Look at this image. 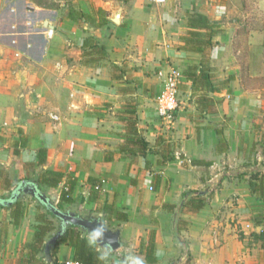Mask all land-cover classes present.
<instances>
[{"label": "crops", "instance_id": "0c3cea01", "mask_svg": "<svg viewBox=\"0 0 264 264\" xmlns=\"http://www.w3.org/2000/svg\"><path fill=\"white\" fill-rule=\"evenodd\" d=\"M20 2L0 8V191L32 180L56 195L58 208L101 215L122 240L102 264L113 257L183 264L185 253L187 264H264L255 230L264 191L252 194L248 185L252 171H264V97L256 92L264 87L244 85L230 31L217 33L208 14L175 0H79L63 17ZM116 12L118 24L110 19ZM196 13L214 26H191ZM170 67L182 77L167 119L157 115L154 95L158 72ZM129 105L157 151L135 161L119 154ZM167 147L174 158L162 162ZM71 182L66 202L61 193ZM19 201L17 222L14 208L0 206V264L16 263L38 225L57 228L37 199ZM55 258L74 259L72 247L59 243Z\"/></svg>", "mask_w": 264, "mask_h": 264}, {"label": "rangeland", "instance_id": "374dc122", "mask_svg": "<svg viewBox=\"0 0 264 264\" xmlns=\"http://www.w3.org/2000/svg\"><path fill=\"white\" fill-rule=\"evenodd\" d=\"M15 1L0 0V8L8 2ZM20 1V4L26 1L27 5L56 11L59 17H63L67 8H73V5H76L79 0ZM111 1L123 2V0ZM175 3L183 10H185V7L190 10L193 5L195 9L197 8L208 14L210 19L217 25L215 29L217 33L229 30L230 35H232L231 53L236 56L235 61L240 66L244 85L247 87H264V0H175ZM256 92L264 97V90ZM42 190L48 194L51 193L49 190L46 191L43 188ZM9 191L1 190L0 195L7 197ZM29 199L27 198L25 203H30ZM259 221L260 219L257 218L255 222L259 223ZM261 236L264 238L263 235ZM185 256L187 258L183 264H187L189 261L188 253H185ZM114 258H110V264H127L128 262V260H115Z\"/></svg>", "mask_w": 264, "mask_h": 264}, {"label": "trees", "instance_id": "16d2710c", "mask_svg": "<svg viewBox=\"0 0 264 264\" xmlns=\"http://www.w3.org/2000/svg\"><path fill=\"white\" fill-rule=\"evenodd\" d=\"M81 15L82 17H85L84 13H81ZM214 24L210 23L207 16L201 13H196L195 21L190 22L191 26L198 28H206L207 26L210 28L214 26ZM213 34L214 32L210 31L209 37L212 36ZM185 75L188 76L187 73H185ZM126 111L129 113V116L124 122L126 126L127 135H126L125 143L122 144L120 147V152H119L120 156L130 157L132 161H135L139 156L146 157L148 154L157 153V151L155 150L156 145L154 146L149 145V143L144 139L142 135V129L138 124L136 105L127 106ZM43 154H44V150L42 149L40 150V159H39L40 162L44 161ZM162 157H163L162 162L173 159L174 158L173 150L168 147L167 149L162 150ZM196 162H202L205 166H209L211 164L209 161H205V162L196 161ZM257 175L260 176L258 183L254 181ZM60 178H61L60 174H55L52 177H50V185L56 186ZM248 185H249V190L252 194L255 192L263 193L264 171H255V170L252 171L250 174ZM72 186H73V182L69 184L67 190L63 189L61 193L62 200H65L66 202L71 201L70 190ZM190 192L193 191H187L183 193V197H185ZM10 195H12V192ZM20 198H21V193H18V195L15 196L13 199L8 197L7 200H11V205L9 207L2 206V208H14L15 222L18 221L21 214V207L19 201ZM200 206L201 205H199L198 207ZM174 207H175L174 205L171 206V208ZM118 218H120V220H126V215H120L118 216ZM261 219L259 223L261 222ZM55 227L56 226L53 225L52 227L45 228L43 225H38L37 230L34 233L33 241L24 244L23 248L26 251H22L20 256L17 258L15 264H59L55 258L57 245L59 243L69 244L73 249L74 259L80 261L83 264H102L104 258L102 259L101 257H105L104 256L105 253L100 251L97 248V246L92 241H90V237L84 231L80 230L77 227L67 228L66 232L57 239L56 244L51 246L49 259H45L43 252V243L45 239L50 236L52 231H54ZM259 234L263 235L261 233ZM152 246H153V235L150 236L149 242L147 244V249L149 250L150 253H152ZM148 250L144 251L146 252V256H145L146 262L155 263L157 259L152 256H149ZM141 251L143 252V250Z\"/></svg>", "mask_w": 264, "mask_h": 264}, {"label": "water", "instance_id": "95a60500", "mask_svg": "<svg viewBox=\"0 0 264 264\" xmlns=\"http://www.w3.org/2000/svg\"><path fill=\"white\" fill-rule=\"evenodd\" d=\"M110 19L112 22L118 24L119 12H116ZM15 187L16 189L12 192L11 199L17 196L18 193L35 198L57 220V228L52 231L50 236L47 237L43 243L45 259H49L51 246L56 244L57 239L63 235L69 227H77L87 233L89 237L94 230L102 228V235L94 241L95 245L105 252L115 251L121 247L122 240L120 238V229L110 228L105 224L101 215L95 216L90 213L77 214L72 210H62L58 208L55 204L56 195H47L45 192L38 189L37 183L32 180H21L15 183ZM10 204L11 200L0 197V206H9Z\"/></svg>", "mask_w": 264, "mask_h": 264}, {"label": "built area", "instance_id": "2783aa9c", "mask_svg": "<svg viewBox=\"0 0 264 264\" xmlns=\"http://www.w3.org/2000/svg\"><path fill=\"white\" fill-rule=\"evenodd\" d=\"M156 2L162 3L165 0H155ZM45 36L49 39L53 35V29L45 26ZM160 75V83L159 88L157 90V94L154 98L155 111L159 117L171 119L173 117L174 111L178 107V92H179V83L182 77V72L178 68L170 67L164 72L159 71ZM50 119L58 120L59 117L55 113L49 114ZM247 227H251V230L254 228L253 226L248 225ZM258 233L264 235V215L261 219V222L255 228ZM2 258L0 253V259ZM59 264H83L75 259H68Z\"/></svg>", "mask_w": 264, "mask_h": 264}, {"label": "clouds", "instance_id": "9594fccd", "mask_svg": "<svg viewBox=\"0 0 264 264\" xmlns=\"http://www.w3.org/2000/svg\"><path fill=\"white\" fill-rule=\"evenodd\" d=\"M102 231H103L102 228H98V229L94 230L90 236V241L94 242L97 238L101 237ZM107 255H108V253L106 252L104 254V256L106 257ZM101 258L103 259L104 257H101ZM131 264H142V262L139 259H133L131 261Z\"/></svg>", "mask_w": 264, "mask_h": 264}, {"label": "flooded vegetation", "instance_id": "af4514ba", "mask_svg": "<svg viewBox=\"0 0 264 264\" xmlns=\"http://www.w3.org/2000/svg\"><path fill=\"white\" fill-rule=\"evenodd\" d=\"M15 189H16V187H15ZM8 197H10L11 198V195L9 194V196ZM8 197H4L5 199H8Z\"/></svg>", "mask_w": 264, "mask_h": 264}]
</instances>
